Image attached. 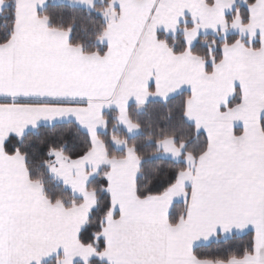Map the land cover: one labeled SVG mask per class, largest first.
<instances>
[{
  "label": "snow or ice",
  "instance_id": "6c2138e0",
  "mask_svg": "<svg viewBox=\"0 0 264 264\" xmlns=\"http://www.w3.org/2000/svg\"><path fill=\"white\" fill-rule=\"evenodd\" d=\"M0 264H264V0H0Z\"/></svg>",
  "mask_w": 264,
  "mask_h": 264
}]
</instances>
